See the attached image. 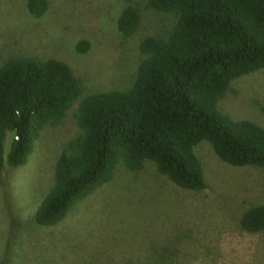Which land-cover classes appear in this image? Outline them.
Masks as SVG:
<instances>
[{
  "label": "trees",
  "instance_id": "1",
  "mask_svg": "<svg viewBox=\"0 0 264 264\" xmlns=\"http://www.w3.org/2000/svg\"><path fill=\"white\" fill-rule=\"evenodd\" d=\"M26 6L40 17L48 2L27 0ZM147 9L175 20L139 41L142 57L125 90L82 96L81 81L56 58L13 55L0 64V175L5 165H24L43 129L62 124L75 105L77 132L55 161L52 183L34 212L38 225L62 221L119 165L138 172L152 161L175 185L205 189L193 149L202 140L224 163L264 169V127L218 106L231 81L264 68V0H124L119 34L136 33ZM89 48L86 39L75 45L78 53ZM239 226L264 230V202L248 207Z\"/></svg>",
  "mask_w": 264,
  "mask_h": 264
},
{
  "label": "rangeland",
  "instance_id": "2",
  "mask_svg": "<svg viewBox=\"0 0 264 264\" xmlns=\"http://www.w3.org/2000/svg\"><path fill=\"white\" fill-rule=\"evenodd\" d=\"M26 1L0 0V64L13 55L62 60L81 81L82 96L129 88L142 57L139 41L175 20L143 10L138 31L125 38L116 27L124 0H47L40 17L28 12ZM82 39L90 48L78 53ZM218 106L264 127V68L231 81ZM71 109L62 124L43 129L24 165L2 170L0 264H264V230L239 226L248 207L264 202V169L224 163L205 140L193 148L205 189L175 185L152 161L138 172L119 165L62 221L38 225L34 212L55 161L77 132Z\"/></svg>",
  "mask_w": 264,
  "mask_h": 264
}]
</instances>
